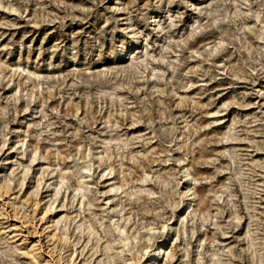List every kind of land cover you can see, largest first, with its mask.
<instances>
[{"label": "rangeland", "instance_id": "obj_1", "mask_svg": "<svg viewBox=\"0 0 264 264\" xmlns=\"http://www.w3.org/2000/svg\"><path fill=\"white\" fill-rule=\"evenodd\" d=\"M143 225L264 264V0H0V264H143Z\"/></svg>", "mask_w": 264, "mask_h": 264}, {"label": "bare ground", "instance_id": "obj_2", "mask_svg": "<svg viewBox=\"0 0 264 264\" xmlns=\"http://www.w3.org/2000/svg\"><path fill=\"white\" fill-rule=\"evenodd\" d=\"M114 190H115V188L110 189V191H114ZM107 200H109V198H107ZM110 202H111V199H110ZM183 203H185V202H183ZM113 217H115V216H113ZM112 218H110V219H112ZM103 224H104V222H103ZM144 227L145 226L143 225L142 226V229ZM161 228H162V226H161ZM144 229L146 230V233H145L146 234V243L143 246L142 255L145 256V257H147V259L145 260L146 263H143V264H159L160 258L163 256V254L166 251V248H167V238L170 235L171 229L168 230V233L164 232L163 239H161V240H158L157 239L156 232H155V230L157 228L154 227L153 225H149V227L144 228ZM174 231H175V229H174ZM107 236L110 239V241H112L113 243H116V244L120 245V248H121V251L122 252H126V253L134 252L133 251V249H134L133 241L131 240L128 232L126 231V228L123 227L122 225H120V223H119V221H118L117 218H115V219L113 218V221L110 223V232H109V235H107ZM172 239H173V237H172ZM130 254H132V253H130ZM134 255H135V253H134ZM141 261H142V259L141 260L139 259V262H141Z\"/></svg>", "mask_w": 264, "mask_h": 264}]
</instances>
